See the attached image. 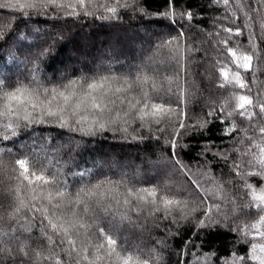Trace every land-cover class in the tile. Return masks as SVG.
<instances>
[{
    "label": "trees",
    "instance_id": "1",
    "mask_svg": "<svg viewBox=\"0 0 264 264\" xmlns=\"http://www.w3.org/2000/svg\"><path fill=\"white\" fill-rule=\"evenodd\" d=\"M62 2L72 6L0 7V94L18 86L51 89L72 80L108 76L122 82L123 78L132 81L137 75H147L156 85L155 90L151 83L143 85L150 102L172 111L157 123L154 118L142 121L135 113L123 117L127 106L122 105V119L109 122L105 117L103 129L99 123L78 125L70 114L63 127L58 117L45 116L41 121L37 113L31 121L13 118L12 129L5 128L8 121L0 118V214L4 216L0 232L23 226L30 236L15 235L31 246V259H24L18 252L19 242L10 234L8 239L0 234V247L10 248L11 239L15 250L11 255L0 252V264H20L21 260L33 264L31 249L48 247L47 221L41 223L40 213H35L34 220L27 210L21 211L19 222L7 218L15 203L9 189L20 183L12 179L20 171L16 159L27 160L30 168L54 178L52 190H63L73 199L81 190L115 197L87 201L90 211L84 220L90 225L93 241H102V228L121 247L149 259L150 264H261L264 223L260 217L264 211L254 206L257 202L248 185L257 189L264 185L261 176L249 174L262 171L252 153L260 155L253 144L264 146L259 132L264 127V113L258 106L264 104V0H228L227 4L224 0H91L85 7L76 0ZM2 4L9 0H0ZM106 7H116V12H108ZM84 33L86 37L80 40ZM138 45L147 48L140 52ZM229 48L237 56H251V68L237 67L240 61ZM139 55L152 64L135 68L132 64ZM98 60L105 63L97 64ZM116 61L123 64L116 65ZM221 69L228 72L229 80L239 72L246 87L225 81ZM127 95L139 97L141 93L134 87ZM239 95L253 100L244 116L236 111L235 97ZM18 140L37 148L47 143L55 150L53 154L21 150L16 146ZM109 163L132 164L135 170L123 174L98 166ZM141 188H156L181 203L169 209L159 201L145 204L133 197H127L128 205L123 203L128 189ZM21 195L27 201L26 187ZM81 198L87 200L83 194ZM45 206L50 208L47 202ZM63 211L57 210V214ZM75 211L81 210L76 207ZM102 216L125 217L130 226L109 230L100 221ZM123 236L135 245L125 243ZM53 238L59 242V237ZM80 240L87 243L83 235ZM61 259H66L63 253Z\"/></svg>",
    "mask_w": 264,
    "mask_h": 264
},
{
    "label": "snow or ice",
    "instance_id": "2",
    "mask_svg": "<svg viewBox=\"0 0 264 264\" xmlns=\"http://www.w3.org/2000/svg\"><path fill=\"white\" fill-rule=\"evenodd\" d=\"M88 2H91V0H76V4L80 7H85ZM224 3L227 4L228 0H224ZM47 4L56 7L72 6L71 4L65 5L62 0H43V3H38L37 0H24L23 3H20L19 0H16V4H12L11 0H9V4H2L0 7L35 8ZM106 10L115 13L116 7H106ZM188 18L191 19V14H189ZM227 31L231 32L232 30L227 29ZM237 34H239L238 31ZM228 52L236 60L240 61L237 67L245 70L251 68V56H237L236 51L232 48H229ZM221 73L228 83L235 81V84L239 85L240 88L246 87L241 80L239 72L234 73L231 80H229V74L225 69H221ZM149 83L155 90V82L150 81V77L147 75H137L132 81L128 78H123L122 82H117V78L108 76L90 81L72 80L60 88L54 87L51 89L41 85L36 87L18 86L0 94V118L7 119L8 122L4 127L12 129L13 118L31 121L35 118L33 114L37 113L41 121H43L45 116L58 117L61 121V127H63L67 124L66 115L70 114L76 117L75 123L78 125L99 123V127L103 129L105 127L103 122L105 117H107L109 122L122 119L119 109L120 106L126 105L127 110L123 112V117H128L131 113H135L136 118L142 121L147 118H154L159 123V118H162L172 110L163 104L150 102L148 92L143 89V85ZM223 86L222 84L221 87ZM134 87L139 88L141 93L139 97H129L127 95L133 91ZM235 99L237 101L236 111L239 115L244 116L248 112L249 106L253 105L252 98L248 95H239ZM258 106L260 112L264 113V104H259ZM90 114L92 115L91 121H89ZM252 115H248L247 118L251 120ZM181 127H183V124H181ZM90 130L91 128H89ZM234 130L235 127L229 129L228 134ZM259 132L264 137V127H260ZM4 138L7 139L8 137L5 136ZM248 138L252 139V137ZM253 147L259 149L260 155L258 157L255 153H252V155L255 164H258L262 171L249 174L261 176L264 179V146L256 143L253 144ZM245 154L247 155L248 153ZM248 163L252 164L253 161L250 160ZM15 164L20 171L18 176L12 177V179L20 183L16 187L9 189L11 193H14L13 199L15 203L11 207V211L8 212V220L19 222V214L22 210H27L33 213V220L36 219L35 213H40L43 217L41 223L43 224L44 221H47L45 239L48 242V247L47 249H44L43 246L40 249H31L35 257L33 264H39L40 261L69 264L72 260L75 261V264H150L149 259L142 258L140 254L130 252L126 248L121 247L117 239L106 233L102 228L99 229V235L103 238L102 241H93L89 236L88 229L90 225L84 220V216L90 211V205L87 201L98 203L109 198L115 199L110 193L95 190L84 192V190H81V192L75 194L73 199L63 190L53 191L52 185L56 183L55 179L46 176L43 171L38 173L34 170V167L30 168L27 160L16 159ZM2 167L3 162L0 161V168ZM236 167L238 168L239 165ZM13 171L15 172L16 169L14 168ZM24 182H26V185ZM22 187L27 188V201L21 195ZM96 188H100V185H97ZM248 188L251 189L253 201L257 202L254 206L258 210L264 211V185L257 189L249 184ZM81 194L87 200L82 199ZM127 197H133L139 202L152 205H156L157 201H159L165 209L179 206L181 203L179 200L169 198L160 193L156 188H141L135 192L132 189H128L127 196L123 200L125 205L130 203ZM66 199L67 203L65 204L64 201ZM45 202L50 205V208L45 206ZM117 203H120V201L117 200ZM76 207L80 208V213L75 211ZM0 208H3V205H0ZM57 210H64L63 214L58 215ZM3 220L4 216L0 214V221ZM260 222L264 223V216L260 217ZM253 227H256V225H253ZM47 229H50L51 234H48ZM81 229L84 230L83 233H81ZM24 230L28 231L29 229ZM11 232L13 233L11 239L19 242L18 252L20 256L24 259H31L29 256L31 246L26 241L21 240L18 235H15V228L11 229ZM0 234L8 235V233L2 232ZM81 235L85 237L87 243L84 240H80ZM261 235L264 236V233H261ZM54 236L60 238L59 242L53 238ZM78 240H80L79 246H77ZM61 245L64 247H61ZM58 247H60V252L56 251ZM255 247L256 245H253V249ZM261 251H264V245H261ZM0 252H8L11 255V249L7 245L0 247ZM61 253L64 254L66 259H61ZM12 259H15V256H12ZM240 259L243 260L244 258L241 257ZM20 264H23V260H21ZM261 264H264V260H261Z\"/></svg>",
    "mask_w": 264,
    "mask_h": 264
},
{
    "label": "rangeland",
    "instance_id": "3",
    "mask_svg": "<svg viewBox=\"0 0 264 264\" xmlns=\"http://www.w3.org/2000/svg\"><path fill=\"white\" fill-rule=\"evenodd\" d=\"M53 32H55V30H53ZM86 35V33H84V34H80V36H79V38H80V40H84V37H86L85 36ZM50 36H47L46 37V40H48V41H50V38H49ZM147 48V46L145 45V46H143V47H141V46H137L136 47V49H137V51H140V52H143L145 49ZM101 63H105L104 61H102V60H98L97 61V64H101ZM71 62H69V61H66V65L67 66H71ZM115 64L116 65H120V64H123V62L122 61H116L115 62ZM149 64H152V60H150V59H148V58H141V56L139 55V56H137L136 57V60H135V62L132 64L135 68H137V67H141V66H146V65H149ZM35 71H31V73L33 74V77L35 78L36 76L34 75L35 73H34ZM58 72L59 73H62L63 71L61 70V69H58ZM32 136V135H31ZM30 136V137H31ZM68 140H70V138H68ZM59 145V142H57L56 143V147ZM16 146L19 148V149H21V150H30V151H32V152H37V153H41V154H44V153H47V152H49L50 154H53V151L55 150V146H53V149L52 148H49L48 146H47V143H43V144H41V145H39V147L37 148V147H35L33 144H31V143H27V142H25V141H17L16 142ZM48 163H50L51 161H52V157H50V158H48ZM99 166V168L100 167H102V168H110V169H113V170H116V171H120V172H122L123 174L125 173V174H130V173H132L135 169H134V166L131 164V165H129V166H127V167H124V166H122V165H119V164H117V163H109V164H107V165H98ZM104 215V214H103ZM106 216H108L107 214H105ZM100 221L101 222H103L104 223V226L107 228V229H109V230H113V231H116L117 229H120V228H123V227H125L124 225H126V226H130L129 225V221H128V219L127 218H125V217H120V218H118V217H112L111 219H108V217L107 218H105L104 216H102L101 217V219H100ZM11 229H13V228H11ZM11 229L10 230H8V231H5V232H3V233H8V235L10 234L11 236L13 235V233L11 232ZM17 231V233H15V234H18V232H20V234H23V235H25V236H30V234H29V232H25L24 231V227L23 226H20L19 227V229L18 230H16ZM8 235H3V237L6 239H8L9 238V236ZM122 240L125 242V243H131V244H134L135 245V242H133V241H130L129 239H128V237L127 236H123L122 237ZM9 241L11 242V247H10V249H11V252L13 253L15 250H14V244L12 243V241H11V239H9ZM11 253V254H12Z\"/></svg>",
    "mask_w": 264,
    "mask_h": 264
}]
</instances>
